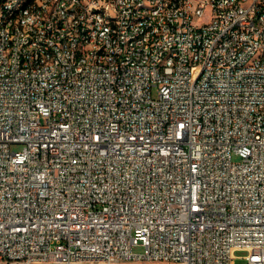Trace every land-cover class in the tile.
Wrapping results in <instances>:
<instances>
[{"label":"built area","instance_id":"2783aa9c","mask_svg":"<svg viewBox=\"0 0 264 264\" xmlns=\"http://www.w3.org/2000/svg\"><path fill=\"white\" fill-rule=\"evenodd\" d=\"M30 3L0 34V264H264V0Z\"/></svg>","mask_w":264,"mask_h":264},{"label":"bare ground","instance_id":"6f19581e","mask_svg":"<svg viewBox=\"0 0 264 264\" xmlns=\"http://www.w3.org/2000/svg\"><path fill=\"white\" fill-rule=\"evenodd\" d=\"M43 1V0H36ZM32 0H12L7 7V11H1L0 3V34L4 31V25H12L11 15H17V18H24V13L31 11ZM144 9V2H137L134 5V14H141ZM93 15L99 19L105 28H113V22L116 20V12L109 9V3H101L93 6ZM53 33H62V23L53 22ZM88 47H95V39H88ZM61 53H66V43L58 42V48L51 49V59L61 58ZM181 57L173 58V67H181Z\"/></svg>","mask_w":264,"mask_h":264},{"label":"rangeland","instance_id":"374dc122","mask_svg":"<svg viewBox=\"0 0 264 264\" xmlns=\"http://www.w3.org/2000/svg\"><path fill=\"white\" fill-rule=\"evenodd\" d=\"M21 148H22L21 144L12 145V149L13 150H20ZM234 159H237V157H234ZM133 250L135 252H142L143 251V247L141 245H137V246H134ZM244 254H246L245 251H237L236 252L237 256H241V255H244ZM234 264H246V260L244 258L236 257Z\"/></svg>","mask_w":264,"mask_h":264}]
</instances>
